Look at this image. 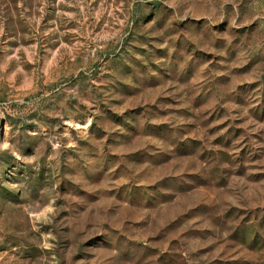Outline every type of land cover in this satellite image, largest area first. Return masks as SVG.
I'll return each instance as SVG.
<instances>
[{
  "label": "rangeland",
  "instance_id": "obj_1",
  "mask_svg": "<svg viewBox=\"0 0 264 264\" xmlns=\"http://www.w3.org/2000/svg\"><path fill=\"white\" fill-rule=\"evenodd\" d=\"M0 264H264V0H0Z\"/></svg>",
  "mask_w": 264,
  "mask_h": 264
}]
</instances>
